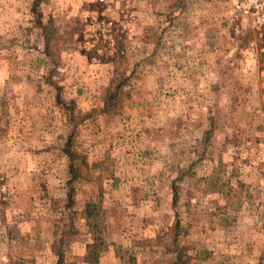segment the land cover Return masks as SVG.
I'll return each mask as SVG.
<instances>
[{"label": "rangeland", "instance_id": "rangeland-1", "mask_svg": "<svg viewBox=\"0 0 264 264\" xmlns=\"http://www.w3.org/2000/svg\"><path fill=\"white\" fill-rule=\"evenodd\" d=\"M33 3L0 0V264H264V0Z\"/></svg>", "mask_w": 264, "mask_h": 264}, {"label": "trees", "instance_id": "trees-1", "mask_svg": "<svg viewBox=\"0 0 264 264\" xmlns=\"http://www.w3.org/2000/svg\"><path fill=\"white\" fill-rule=\"evenodd\" d=\"M39 1L40 0H34L33 9H35V6L39 4ZM117 89L118 88H116L114 91H110L109 92V95H108V96H110L109 99H113L114 100L115 95H116L115 93L117 92ZM177 197H178V192H177L176 186L173 185V197H172L173 208H175V204H176ZM175 218L178 219V212L176 210H175ZM178 224L179 223L177 222L176 223V227H175L176 229L179 227Z\"/></svg>", "mask_w": 264, "mask_h": 264}, {"label": "built area", "instance_id": "built-area-1", "mask_svg": "<svg viewBox=\"0 0 264 264\" xmlns=\"http://www.w3.org/2000/svg\"><path fill=\"white\" fill-rule=\"evenodd\" d=\"M244 11H245V12H247V10H246V9H245Z\"/></svg>", "mask_w": 264, "mask_h": 264}]
</instances>
